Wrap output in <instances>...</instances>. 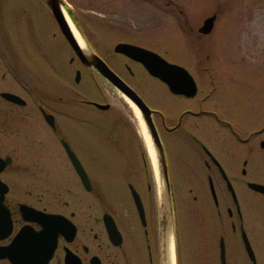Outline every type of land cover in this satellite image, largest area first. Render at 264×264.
Here are the masks:
<instances>
[{"label": "flooded vegetation", "instance_id": "flooded-vegetation-1", "mask_svg": "<svg viewBox=\"0 0 264 264\" xmlns=\"http://www.w3.org/2000/svg\"><path fill=\"white\" fill-rule=\"evenodd\" d=\"M36 1L43 5L41 0ZM57 29L63 48L68 47L71 52L68 59L70 68L67 71L65 65L55 64L53 73L60 80L67 73H73L75 83H79L83 75L88 76L98 97L86 98L72 88L74 95L49 94L46 100L27 85L30 90L28 100L34 104L35 113L46 128L48 140L61 148L58 157L62 174L56 191H51L55 188L47 177V185L41 196H37L21 179L13 184L19 164H15L12 155L0 154V181L3 183L0 184V264H184L186 254L189 259H195V264H238L232 248L234 240L229 238L231 234L239 237L250 264H256V248L245 227L242 202L234 180L237 179L250 192L264 199L263 194L249 186L250 183L264 185V111L247 109L243 112L238 105L240 96L217 95L218 89H202L196 80L194 95L174 93L139 61L115 52L114 46L119 42L111 51L91 37H83L85 48L100 57L148 106L163 148L169 184V193L162 195V162L157 158L153 168L145 149L142 150L143 141L133 131L140 151L137 162L122 151L110 154L106 159L110 185L116 192L126 190L129 202L98 199V177L93 173L98 167V159L92 150H87L89 145L96 143L99 127L78 114L77 109L79 106H92L106 112L111 105L106 110L94 105L95 102L107 103L102 85L116 92L118 90L97 68L83 63L61 29ZM205 36L197 30V40H203ZM136 45L185 67L193 76L184 64L169 60L149 46ZM207 47L206 41L196 44L195 60L198 63L200 54ZM118 69L124 70L126 75H121ZM203 69L206 71L209 67ZM138 73L154 80L165 90L153 107L147 104L145 98L148 97L144 98L133 84L132 80ZM210 75L209 80L214 81V75ZM17 95L24 99V104L1 96L0 99L15 107H27V100ZM225 96L235 97L231 99L232 110L221 108V99ZM62 104L74 109L59 108L63 107ZM260 119L262 123L257 127ZM72 140L86 144L85 157L72 147ZM66 147L74 153L76 163ZM22 156L27 159V155ZM43 156L38 159L44 161L46 170H54L56 167L51 156ZM188 171L204 176L211 203L208 209L201 207L202 198L193 193L195 188L198 192V187L187 185V193H193L191 199L194 202L190 210L194 217L183 236L184 223L179 222L174 178ZM252 172H257L259 176H252ZM131 187L140 198L141 211L133 199ZM221 188L229 201L220 198ZM51 196L55 200H51ZM244 237L249 242L254 259L246 249Z\"/></svg>", "mask_w": 264, "mask_h": 264}, {"label": "rangeland", "instance_id": "rangeland-1", "mask_svg": "<svg viewBox=\"0 0 264 264\" xmlns=\"http://www.w3.org/2000/svg\"><path fill=\"white\" fill-rule=\"evenodd\" d=\"M63 1L65 13L75 28L66 7L74 13L86 34L104 48L112 51L113 46L121 41L149 46L169 60L189 68L200 88H216L219 90L217 95L240 96L238 105L243 112L247 109L264 111V0ZM213 14L216 20L212 31L203 40H197V29ZM57 28L48 8L36 0H0V92L19 94L28 102L27 107L21 108L0 99V154L12 155L15 164H19L13 184L21 179L37 196H41L47 185V177L55 188L51 191H56L62 174L58 157L61 148L48 140V132L40 123L34 104L28 100L30 90L27 85L46 100L49 94L72 95L75 93L72 88L86 98L98 97L88 76L83 75L80 82L75 83L73 73H67L61 80L53 73L55 64L65 65L67 71L70 68L68 59L71 52L68 47L64 50ZM201 41H206L208 47L200 54L198 63L195 60L196 44ZM203 67L209 69L205 71ZM123 72L119 71L126 75ZM210 74L214 75V81L209 80ZM132 81L144 98L148 97L145 100L149 106L153 107L159 96L165 94L161 86L143 74L138 73ZM102 86L111 109L102 112L92 106H79L77 111L99 127L96 143L89 145L87 150H92L98 159V167L93 172L98 177V199L129 202L126 190L116 192L110 185L106 159L108 155L122 151L137 162L140 151L133 131L143 141L142 150L147 149L132 109L118 92L105 84ZM232 98L235 99L231 96L221 99L224 111L232 110ZM62 105L59 108L74 109ZM262 119L257 127H260ZM72 147L85 157L86 144L72 140ZM47 154L56 167L50 172L46 170L44 161L39 160ZM22 155H27V159ZM251 175L259 176L257 172ZM174 180L178 217L179 222L184 223V236L194 215L190 210L194 202L191 199L193 193L202 198L201 207L208 209L211 201L201 173L194 175L188 171L177 175ZM234 181L242 202L245 227L256 248V264H264V199L250 192L237 179ZM189 184L197 186L198 192L194 187L192 194L187 193ZM219 193L220 198L229 201L222 188ZM50 199L55 200V197ZM229 238L234 240L232 248L237 263L250 264L239 237L231 234ZM187 256L183 257L184 264H195V259Z\"/></svg>", "mask_w": 264, "mask_h": 264}, {"label": "water", "instance_id": "water-1", "mask_svg": "<svg viewBox=\"0 0 264 264\" xmlns=\"http://www.w3.org/2000/svg\"><path fill=\"white\" fill-rule=\"evenodd\" d=\"M43 1L49 8L53 18L55 19L58 27L61 29L65 38L67 39L69 44L72 46V48L74 49L78 57L82 60V62L85 63L86 65L97 68L99 72L110 83H112L117 88V90L121 93V95L126 97L139 110L141 117L143 118V123L145 124L147 134L149 135V141L153 149L155 160L159 158L162 162V167L164 169L163 177H162L164 181L163 183L164 186L162 188L163 193L165 194L169 193L168 178L166 175V167H165L164 158H163V148L159 141L154 124L150 118V110L148 106L142 101V99L137 95L135 91H133L125 82H123V80H121L107 66V64L100 57L88 51L85 48L84 43L82 47L79 45L65 17V14L63 11V5H64L63 0H43ZM215 20H216V15H211L207 17L203 21L202 25L199 27V30H198L199 33L204 34V35L209 34L214 27ZM114 50L115 52L123 53L131 57L132 59H135L141 62L150 74L162 79L173 92L184 93L186 95L195 94L196 92L195 82L192 76L189 74V72L185 68L179 65H176V64L169 63L165 59L160 57L159 55L153 53L152 51H149L147 49H144L142 47H138L132 44L118 43L115 46ZM76 80H78V78H76ZM1 96L9 101L24 104V101L20 97L12 93L2 92ZM96 106L99 107L100 109L109 108V105L107 104L103 105V104L96 103ZM66 148H67L68 153L71 156L72 161L76 163L77 159L75 158L74 153L70 151L68 147ZM0 161H1V158H0ZM81 176L84 178L82 173H81ZM224 177L226 179L228 188L233 193V189L231 187L230 182L228 181L226 176ZM0 184H3V183H1L0 181ZM249 186L252 189L264 194V185L257 184V183H250ZM131 190H132V195L134 197V200L136 201L137 206L139 210L141 211L139 196L136 193V191L133 190L132 187H131ZM244 242L246 245V249L248 250L251 258L254 259L253 252L251 250V247L246 237H244Z\"/></svg>", "mask_w": 264, "mask_h": 264}, {"label": "bare ground", "instance_id": "bare-ground-1", "mask_svg": "<svg viewBox=\"0 0 264 264\" xmlns=\"http://www.w3.org/2000/svg\"><path fill=\"white\" fill-rule=\"evenodd\" d=\"M65 17L67 19V22L71 28V31L73 32V35L75 36V39L77 40V42L79 43V45L82 47L83 46V40L79 34V32L77 31V29L75 28V26L72 24V22L70 21L69 17L67 16V14L65 13V10L63 8ZM121 97L123 98V100L129 105V107L132 109V112L134 114V117L137 121V125L139 127L140 133L142 134V137L144 139V143L147 149V152L149 154V157L151 159V163L154 167H156V163H155V157H154V153H153V149L152 146L150 144L149 141V135L147 134L146 128H145V124L143 123L141 114L139 112V110L137 109V107L130 102L126 97H124L123 95H121Z\"/></svg>", "mask_w": 264, "mask_h": 264}, {"label": "trees", "instance_id": "trees-1", "mask_svg": "<svg viewBox=\"0 0 264 264\" xmlns=\"http://www.w3.org/2000/svg\"><path fill=\"white\" fill-rule=\"evenodd\" d=\"M66 8H67V10H68V12H69L71 18L73 19V21H74L76 27H77L81 32L84 33V31H83V27L80 25L78 19H77L76 16L74 15V13H73L68 7H66Z\"/></svg>", "mask_w": 264, "mask_h": 264}]
</instances>
